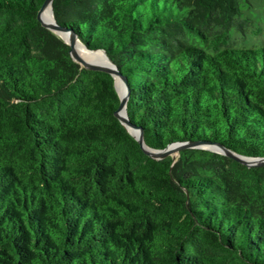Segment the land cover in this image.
<instances>
[{
	"label": "trees",
	"instance_id": "1",
	"mask_svg": "<svg viewBox=\"0 0 264 264\" xmlns=\"http://www.w3.org/2000/svg\"><path fill=\"white\" fill-rule=\"evenodd\" d=\"M0 0V264H264V166L204 149L147 156L114 78ZM127 77L147 146L209 141L264 158V43L241 0H54Z\"/></svg>",
	"mask_w": 264,
	"mask_h": 264
},
{
	"label": "water",
	"instance_id": "2",
	"mask_svg": "<svg viewBox=\"0 0 264 264\" xmlns=\"http://www.w3.org/2000/svg\"><path fill=\"white\" fill-rule=\"evenodd\" d=\"M53 1L54 0L44 1L42 7L40 8L37 14L38 21L43 25V27L47 28L48 30L58 35L70 47V55L75 62L80 64L85 69L106 72L114 78L115 88L120 98V105L118 109L115 111V116L119 119V121L123 124V126L127 129V131L135 138V140L138 142L139 146L141 147L142 151L147 156L155 160H160L168 156H172L173 158H175L174 154L177 153L179 156V152L182 149L197 148V149H204L221 154L242 165H245L248 168L264 166V158L247 157L238 154L219 143H212L209 141L177 142L168 145L163 150H157L147 146L144 141L142 128L133 124L130 121L127 113V103L130 96V87L128 84L127 77L117 68V66L110 60V58L102 50H94V51H101L105 55L108 64L100 63L96 59L81 56L79 53H77L76 51L77 45H83V44L80 42V40L77 38L76 34L73 31L57 24L53 14V5H52ZM48 6L51 8V12L54 18L52 23H47L42 19V13L45 11V9ZM62 34H65L67 38H64ZM83 47H85L86 50L89 52H94L93 50H89L85 45H83ZM117 79L123 88L122 94L119 92V89L117 87ZM122 110H124L125 115L122 114ZM132 130H135L136 134H134Z\"/></svg>",
	"mask_w": 264,
	"mask_h": 264
},
{
	"label": "rangeland",
	"instance_id": "3",
	"mask_svg": "<svg viewBox=\"0 0 264 264\" xmlns=\"http://www.w3.org/2000/svg\"><path fill=\"white\" fill-rule=\"evenodd\" d=\"M243 17L252 21L249 32L244 37L237 33L234 36L238 46H255L264 43V0H241ZM175 158L178 154H174Z\"/></svg>",
	"mask_w": 264,
	"mask_h": 264
},
{
	"label": "bare ground",
	"instance_id": "4",
	"mask_svg": "<svg viewBox=\"0 0 264 264\" xmlns=\"http://www.w3.org/2000/svg\"><path fill=\"white\" fill-rule=\"evenodd\" d=\"M42 19L47 22V23H52L54 18L51 12V8L48 6L45 11L42 13ZM64 38H67L65 34H62ZM77 53H79L81 56H85L88 58L96 59L98 62L103 63V64H108V61L105 57V55L101 51H94V52H89L86 50L83 45H77L76 47ZM117 87L119 89V92L122 94L123 93V88L120 84V82L117 79ZM122 114L125 115L124 110H122ZM134 134H136L135 130H132Z\"/></svg>",
	"mask_w": 264,
	"mask_h": 264
}]
</instances>
